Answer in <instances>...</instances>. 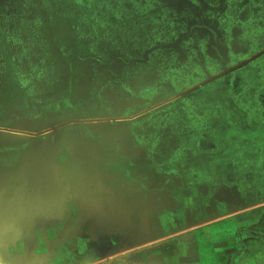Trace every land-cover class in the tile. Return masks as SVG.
I'll return each instance as SVG.
<instances>
[{
  "label": "rangeland",
  "instance_id": "1",
  "mask_svg": "<svg viewBox=\"0 0 264 264\" xmlns=\"http://www.w3.org/2000/svg\"><path fill=\"white\" fill-rule=\"evenodd\" d=\"M0 264H264V0H0Z\"/></svg>",
  "mask_w": 264,
  "mask_h": 264
},
{
  "label": "crops",
  "instance_id": "2",
  "mask_svg": "<svg viewBox=\"0 0 264 264\" xmlns=\"http://www.w3.org/2000/svg\"><path fill=\"white\" fill-rule=\"evenodd\" d=\"M233 186L234 185H232L231 187H230V194L229 193H227V196L229 195L230 197H229V199H227L230 203H231V205H233V206H235V208L239 211V210H242L241 209V207L242 206H244V202H243V199H242V197H241V194H240V190H239V187L237 186V188H238V191H239V194H240V201H238L236 198H235V196L233 195V192H232V190H233ZM226 194V193H225ZM229 204V203H228Z\"/></svg>",
  "mask_w": 264,
  "mask_h": 264
},
{
  "label": "water",
  "instance_id": "3",
  "mask_svg": "<svg viewBox=\"0 0 264 264\" xmlns=\"http://www.w3.org/2000/svg\"><path fill=\"white\" fill-rule=\"evenodd\" d=\"M233 188L237 189V187H236V186H233Z\"/></svg>",
  "mask_w": 264,
  "mask_h": 264
},
{
  "label": "flooded vegetation",
  "instance_id": "4",
  "mask_svg": "<svg viewBox=\"0 0 264 264\" xmlns=\"http://www.w3.org/2000/svg\"><path fill=\"white\" fill-rule=\"evenodd\" d=\"M237 187V186H236Z\"/></svg>",
  "mask_w": 264,
  "mask_h": 264
}]
</instances>
